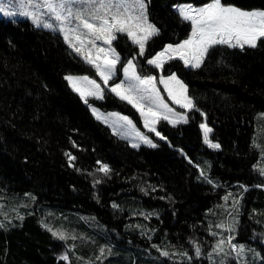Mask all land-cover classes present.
I'll use <instances>...</instances> for the list:
<instances>
[{
	"label": "trees",
	"instance_id": "trees-1",
	"mask_svg": "<svg viewBox=\"0 0 264 264\" xmlns=\"http://www.w3.org/2000/svg\"><path fill=\"white\" fill-rule=\"evenodd\" d=\"M209 1L149 0L159 34L139 60L145 72L158 75L145 58L191 32L174 6ZM222 2L264 10V0ZM114 44L122 61L138 51L127 37ZM164 67L185 82L200 112H189L187 124L159 121L165 139L135 149L69 85L68 76L99 77L61 33L0 17V264H216L221 256L211 249L229 227L245 252L225 264H264V41L216 46L200 69L179 60ZM95 104L140 123L135 108L110 92ZM201 123L219 149L204 143ZM98 161L111 169L107 176Z\"/></svg>",
	"mask_w": 264,
	"mask_h": 264
},
{
	"label": "snow or ice",
	"instance_id": "snow-or-ice-1",
	"mask_svg": "<svg viewBox=\"0 0 264 264\" xmlns=\"http://www.w3.org/2000/svg\"><path fill=\"white\" fill-rule=\"evenodd\" d=\"M148 2L149 0H0V15L10 18L24 17L30 19L37 28L61 33L65 41L95 68L99 77V81L87 76L66 77L72 82L75 91L84 99V103H88V97L103 99L105 91L114 93L139 112L148 132L154 133L160 139H165L157 131L156 124L159 121L163 120L174 126L187 124L189 112L193 110L200 112L194 98L188 95V86L184 81L173 71L164 75L165 64L179 60L186 68L199 69L209 50L216 46L241 49L246 45L252 48L257 47L259 41H264V10L245 11L226 5L222 0H211L200 7H194L191 4L175 6L181 19L190 23L191 32L183 41L167 44L161 51L145 58L147 65L159 70L157 77L145 72L139 62L140 58L145 57L147 42L159 34V29L149 22ZM118 35L126 36L138 48L136 53L130 58H125L124 61L113 47V42L117 40ZM118 72L122 73V78L117 80ZM77 79L85 82L87 89L79 87ZM109 81L115 82L110 85ZM157 83L164 86L171 105L179 106L185 110L184 112L176 111L175 107L165 101ZM89 107L93 113H97L96 108L91 105ZM201 115L206 119V114L201 113ZM97 118L99 119L100 115H97ZM109 118H114L110 124L113 133L122 139L131 140L133 148H138L141 143L156 147L152 139L141 132L128 116L110 113L107 114L106 123ZM199 126L203 130L204 143L212 149H219L220 144L210 139L212 128L207 123H201ZM65 155L69 157L70 164L76 159L70 152ZM97 163L100 164L97 171L107 176L111 171L109 166L99 161ZM260 174L264 175V168L260 169ZM200 175L204 176L203 169L200 170ZM99 182V180L96 181V183ZM241 187L244 186L241 185ZM227 199L228 197L225 196L224 200ZM236 203L237 201L234 200L233 204ZM112 207L118 208V205L113 203ZM227 231L229 232L227 238L220 237L211 249L210 255L221 256L216 264H225L224 258L232 253L239 257L245 252V245L232 243L233 229L229 227ZM53 235L61 241L68 238L63 233L54 232ZM211 235L217 236L218 233L213 232ZM260 235L264 236V233ZM192 243L195 256L200 257V245L196 242ZM225 244L229 248L227 253L223 247ZM103 251L102 249L101 252ZM161 254L169 255L167 251H162ZM184 256L189 260L192 259L187 253H184ZM60 259L67 261L69 255L65 253Z\"/></svg>",
	"mask_w": 264,
	"mask_h": 264
},
{
	"label": "rangeland",
	"instance_id": "rangeland-1",
	"mask_svg": "<svg viewBox=\"0 0 264 264\" xmlns=\"http://www.w3.org/2000/svg\"><path fill=\"white\" fill-rule=\"evenodd\" d=\"M209 2H211V1H209ZM208 2V3H209ZM184 4H191V5H193L194 7H200V6H203V5H205V4H203V5H195V4H192V3H181V4H177L176 6H178V5H184ZM207 4V3H206ZM174 8H175V10H176V7L174 6ZM242 10V9H241ZM245 11H248V10H245ZM252 11H260V10H252ZM0 17L1 18H8V19H27V18H24V17H19V16H17V17H4V16H2V15H0ZM28 20H30V19H28ZM150 22V21H149ZM190 35V34H189ZM119 36H123L124 38L126 37V36H124V35H118V37ZM188 38V37H187ZM118 39V38H117ZM186 39V38H185ZM128 40L130 41V39L128 38ZM184 40V39H183ZM182 40V41H183ZM116 41V40H115ZM114 41V42H115ZM114 42H113V47H115L116 48V46H115V44H114ZM131 42V41H130ZM181 42V41H180ZM148 43V42H147ZM179 43V42H178ZM67 44L70 46V44L67 42ZM131 44H132V42H131ZM176 44V43H175ZM136 46V45H135ZM245 47H248L247 45L245 46ZM70 48L72 49V50H74V48L72 47V46H70ZM146 48H147V44H146ZM125 51H126V54L128 55L131 51H129L128 49V47L126 46L125 48ZM116 50H117V52H119V50L116 48ZM162 50V49H161ZM161 50H159V51H161ZM75 51V50H74ZM159 51H157V52H159ZM156 52V53H157ZM120 53V52H119ZM82 55V54H81ZM120 55H121V58H123V55H122V53H120ZM83 56V55H82ZM131 56H129V58H130ZM205 59H206V57H205ZM204 64V63H203ZM203 66V65H202ZM201 66V67H202ZM119 67V66H118ZM200 67V68H201ZM199 68V69H200ZM196 70V69H195ZM153 75H156V74H153ZM164 75H167V74H164ZM84 76H87V77H89L90 79H95V78H93V77H91V76H89V75H87V74H84V75H72V77H74V78H80V77H84ZM159 76V74L157 75V77ZM178 76V75H177ZM120 78H122V73H120V72H118V75H117V80L118 79H120ZM182 80V79H181ZM98 81H99V79H98ZM68 82H69V85L71 86V88L75 91V89L72 87V82H70L69 80H68ZM115 81H109V84L111 85L112 83H114ZM185 83V82H184ZM77 85L79 86V87H81V88H84V89H87V84L85 83V82H83V81H80L79 79H77ZM157 87L159 88V90H160V92H161V95L164 97V99H165V101L166 102H168L170 105H171V100H170V98L168 97V95H167V93H166V91L164 90V86L162 85V84H159V83H157ZM79 96H80V94L77 92V91H75ZM109 91H105V93H104V97H103V99H96V98H93V97H88V106L89 105H91L92 107H94V108H96L98 111H97V113H93V111H92V109L90 108V110L92 111V113L97 117V115H100V118H99V120H101L105 125H107L111 130H112V128L110 127V124H111V122H112V119H114V118H109V120H108V122L106 123L105 122V119L107 118V114H110V113H120L121 115H124V116H128L132 121H133V123L136 125V127L141 131V132H143V133H145V134H147L148 136H149V138L150 139H152V142L154 143V144H156V146L158 145L157 143V140H160V137H157V136H155V134L154 133H151V132H148V130L144 127V125H143V119H142V117L140 116V114H139V112H138V114H139V117H140V123H138L133 117H131V116H129V115H127V114H125V113H122V112H120V111H117V110H104V109H102L100 106H98L97 104H95V102H102L104 99H105V95L108 93ZM111 93V92H110ZM112 94H114V93H112ZM115 95V94H114ZM188 95H189V93H188ZM81 97V96H80ZM81 99L84 101V99L81 97ZM126 102V101H125ZM171 106H173V107H175L176 108V111H178V112H184L185 110L184 109H181L179 106H177V105H171ZM157 125H158V123L156 124V128H157ZM157 131H158V129H157ZM203 131V130H202ZM113 132V131H112ZM210 135H211V133H210ZM118 136V135H117ZM153 136H155V138L153 137ZM120 137V136H119ZM121 138V137H120ZM122 139V138H121ZM123 140H125V141H127L129 144H130V146H131V143H132V141L131 140H129V139H123ZM132 147V146H131ZM141 147H149V148H151V146H149V145H146V144H143V143H141L140 144V146L138 147V148H135V149H139V148H141ZM153 148V147H152ZM210 148V147H209ZM212 149V148H211Z\"/></svg>",
	"mask_w": 264,
	"mask_h": 264
}]
</instances>
